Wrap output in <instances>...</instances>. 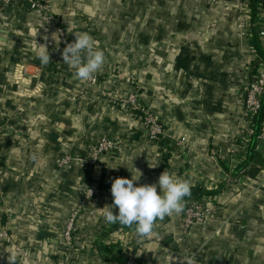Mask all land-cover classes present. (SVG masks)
Listing matches in <instances>:
<instances>
[{
	"label": "crops",
	"instance_id": "0c3cea01",
	"mask_svg": "<svg viewBox=\"0 0 264 264\" xmlns=\"http://www.w3.org/2000/svg\"><path fill=\"white\" fill-rule=\"evenodd\" d=\"M48 1L53 23L32 6L0 0V233L10 238L0 240V264L12 257L15 264H118L102 258L101 242L119 245L123 257L132 249L141 264H264V141L256 139L258 158L244 182H235L252 141L244 139V82L264 69V0L255 11L247 0ZM75 32L89 33L105 53L96 83L76 79L62 60ZM40 45L51 57L46 66L37 58ZM20 63L41 74L17 83ZM136 90L184 146L173 152L150 142L137 116L103 97ZM103 135L119 146L102 167L86 163L89 146ZM63 154L74 160L59 168ZM137 170L136 186L156 183L168 170L204 187L212 193L202 198L217 213L189 230L182 213L165 216L156 221L157 235L144 239L118 229L101 209L113 203L112 181L138 177ZM97 180L108 192L86 204L68 250L66 221Z\"/></svg>",
	"mask_w": 264,
	"mask_h": 264
},
{
	"label": "built area",
	"instance_id": "2783aa9c",
	"mask_svg": "<svg viewBox=\"0 0 264 264\" xmlns=\"http://www.w3.org/2000/svg\"><path fill=\"white\" fill-rule=\"evenodd\" d=\"M1 2L4 7H8L15 2H28L29 4H31L32 8L38 11L41 14L42 18H44L46 21L50 23L55 22L56 17L52 10L51 3L48 0H1ZM247 2L248 4H250V0H247ZM238 21L240 27H243L245 25L243 11L238 14ZM59 33L61 38L65 40L66 35L63 28L59 29ZM260 35L264 37V28L260 31ZM261 69H259L258 73L255 75H253L252 73L249 74L244 82V88L246 91L245 117L247 119L246 128L244 129V139L246 140H251L254 136H256L258 140L264 141V118L262 119V122L258 127V132L256 131V125L254 122V118L259 115L262 110L264 101V69ZM41 70L42 69L40 68L35 69L25 63L17 64L14 69V79L17 83H28V80L31 77H39V75L41 74ZM97 80V77H94L91 81L96 83ZM41 88L42 87L38 85V87H36L33 92H40ZM103 97H105L111 104L123 108L131 114L137 116L141 125V133L143 137H145L150 142L158 143L162 139H166L169 141V145L172 149L181 148L186 144L185 138L175 136L173 133L166 130V128H164L162 124L159 123L158 118L151 111V109L144 104L137 90L132 91L129 94H112L109 92H105L103 93ZM78 107L80 109V104ZM1 135L2 130L0 129V137ZM118 146L119 145L116 143V141L109 136H101L97 142L92 143L89 146V158L88 160H86V163L102 167V158L105 155L111 153ZM234 151L235 150H233V152ZM73 160V156L69 154H63L58 163V167L65 168ZM246 171V169H243L240 172L239 178H237L235 182L242 184L244 182L243 179L246 175ZM89 189H91L93 193L91 198L87 196ZM107 192L108 189L105 188L99 180L95 181L85 189L81 203L69 215L65 224L64 241L68 250H70L73 246L77 219L80 216L82 210L85 208L86 204L92 198L104 196L107 194ZM216 213L217 208L210 206L205 199H190L188 205L182 212L185 229L189 230L195 224L205 223L210 218L214 217ZM9 239V235L6 231L0 233V240L8 241ZM16 251L23 254L24 256L27 255V252L20 248H17ZM125 256L127 260L126 264H140L138 256L132 249L128 250Z\"/></svg>",
	"mask_w": 264,
	"mask_h": 264
},
{
	"label": "clouds",
	"instance_id": "9594fccd",
	"mask_svg": "<svg viewBox=\"0 0 264 264\" xmlns=\"http://www.w3.org/2000/svg\"><path fill=\"white\" fill-rule=\"evenodd\" d=\"M0 33L6 36L2 28ZM74 36V42L67 43L62 50V60L74 70L76 79L87 82L102 69L106 56L89 33L75 32ZM44 39L47 40L48 37L45 36ZM53 39L56 40L55 34ZM37 58L45 66L51 62L46 45H40ZM31 159L35 161L36 155L33 154ZM138 172V177L132 176L131 179L118 177L112 181L113 203L106 205L101 211L107 223H119L129 228L135 224V234L140 239H144L157 235L154 229L158 219L163 220L165 216L179 215L183 212L184 198L190 195L191 182L164 170L156 183L136 186L135 182L142 175L140 171ZM92 194V190L89 189L87 196L91 198ZM114 208L118 209L117 213H114ZM9 264H15V257L9 260ZM188 264H195V262L189 260Z\"/></svg>",
	"mask_w": 264,
	"mask_h": 264
},
{
	"label": "trees",
	"instance_id": "16d2710c",
	"mask_svg": "<svg viewBox=\"0 0 264 264\" xmlns=\"http://www.w3.org/2000/svg\"><path fill=\"white\" fill-rule=\"evenodd\" d=\"M257 1L258 0H250V5L254 9V11H255V8H256ZM258 52H259L258 54L260 55V57L262 59L261 60V64H262V63H264V53L259 48H258ZM257 73H258V70H257V67H256L252 74L255 75ZM263 118H264V101H263V106H262V110H261L260 114L257 115L254 118V122H255V125H256V131L257 132H258V127L261 124ZM256 139H257V137L254 136L252 138V141L249 144V153H248V156H247L245 162L241 165V167L239 169L240 172L243 169H246L247 166L252 161L257 160V158H258L257 155H256V152H255ZM160 144L168 145L169 141L166 140V139H162L160 141ZM171 151L174 152V150H171ZM165 158L167 159V156ZM211 193L212 192L206 190L202 186L191 187L190 195H188V196H186L184 198L185 199V207L188 205V202L190 201V199L200 200V199H202L203 196L209 195ZM135 227H136V225L134 224L131 228H129L127 226H122V225H120L117 228L118 229H120V228H123V229H135ZM99 251H100V253L102 255V258H104L105 260H111V261L113 260V261H116L118 264H126V262H127L126 256L123 257L122 249H121V247L119 245H116V244H104L103 242H101L99 244ZM139 262L141 264L140 260H139Z\"/></svg>",
	"mask_w": 264,
	"mask_h": 264
},
{
	"label": "rangeland",
	"instance_id": "374dc122",
	"mask_svg": "<svg viewBox=\"0 0 264 264\" xmlns=\"http://www.w3.org/2000/svg\"><path fill=\"white\" fill-rule=\"evenodd\" d=\"M64 229H65V226H64ZM64 229H63V231H62V238H63V241H64ZM65 242V241H64ZM72 249H74L73 248V246H72ZM72 252V251H71ZM69 253V252H68ZM67 264V263H66ZM69 264V263H68Z\"/></svg>",
	"mask_w": 264,
	"mask_h": 264
},
{
	"label": "water",
	"instance_id": "95a60500",
	"mask_svg": "<svg viewBox=\"0 0 264 264\" xmlns=\"http://www.w3.org/2000/svg\"><path fill=\"white\" fill-rule=\"evenodd\" d=\"M27 6H31V4H29L28 2L25 3Z\"/></svg>",
	"mask_w": 264,
	"mask_h": 264
}]
</instances>
